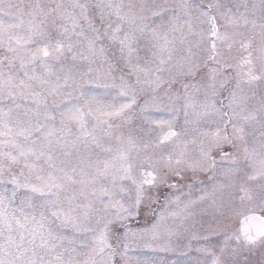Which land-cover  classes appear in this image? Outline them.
<instances>
[{
    "label": "snow or ice",
    "instance_id": "snow-or-ice-1",
    "mask_svg": "<svg viewBox=\"0 0 264 264\" xmlns=\"http://www.w3.org/2000/svg\"><path fill=\"white\" fill-rule=\"evenodd\" d=\"M0 264H264V0H0Z\"/></svg>",
    "mask_w": 264,
    "mask_h": 264
}]
</instances>
